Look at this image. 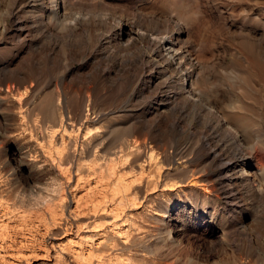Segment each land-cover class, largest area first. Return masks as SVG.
<instances>
[{"label": "rangeland", "instance_id": "374dc122", "mask_svg": "<svg viewBox=\"0 0 264 264\" xmlns=\"http://www.w3.org/2000/svg\"><path fill=\"white\" fill-rule=\"evenodd\" d=\"M50 1L0 0V264H260L264 187L223 168L250 149L240 170L264 168V0H67L72 30ZM125 20L181 27L208 109H181L149 36H119ZM53 90L61 116L37 108ZM240 103L258 124L232 116ZM128 139L146 146L138 160Z\"/></svg>", "mask_w": 264, "mask_h": 264}, {"label": "bare ground", "instance_id": "6f19581e", "mask_svg": "<svg viewBox=\"0 0 264 264\" xmlns=\"http://www.w3.org/2000/svg\"><path fill=\"white\" fill-rule=\"evenodd\" d=\"M66 1L67 0H59V2L56 0L50 1L53 5L55 4V8L51 9V11H52L51 17L55 21H57L58 18L63 19L64 20L63 21V27L72 30V29H75L81 25L83 18L78 12H77L78 14H73L70 11L66 10ZM58 3L62 4L63 11H61V12L58 10V6H57ZM13 24H14V22H13ZM146 31H148L149 33ZM146 31H141L136 23L132 24L131 22L125 20V21H122L119 36L126 38L127 41L128 40H136L137 38H140V36H143V37L149 36V43H147V47H146L147 51L149 52V54H148L149 62H151L154 67L160 68L159 69L160 73H162L164 75L167 74V78L164 77L165 78L164 81H168V84H169L170 88L173 90V93L175 96H181L183 98V104L181 106L182 107L181 109L184 108V110L185 109L190 110V112H192V116L196 112L208 109L204 105V103H208V101L206 100L207 99L206 96H208V95L205 93L206 91L205 92L203 91L204 88L202 89V85L206 82L207 79L201 74V68L202 67L196 61H194V59L190 56L188 50L184 46L179 44V35L182 31L181 27H176V28L174 27L171 30H163V31H157V30H154V31L153 30H146ZM185 31H186V29H185ZM147 33H148V35H147ZM121 42H122V40H121ZM254 45H255V43H254ZM253 48L255 49L254 50L255 58L258 60H263L264 59V57H263L264 52L261 49V47L258 46V47H253ZM147 72H149V71H147ZM240 75H242L243 79L247 81L248 77H247V75H245V73L243 74V72H242V73H240ZM162 76L163 75H161V77ZM6 92H8L10 95L11 94L21 95L22 93H24L16 85L8 86L6 89ZM58 96H59V94L56 93L55 90H53L51 95H49L43 101L38 103L37 108L39 110H41L42 112H44L45 114H48V115L50 114L51 117L61 116L63 114L64 110L62 109V107L58 103H56L54 101V98L58 97ZM155 96H156V94H155ZM230 98H231V96H230ZM230 98L228 100H230ZM215 100L220 103V102H222V100H225V96H222V100H220V98H218V97ZM228 100H226V101L228 102ZM235 100H237L239 102H243V100H241L238 97H236ZM59 102H60V100H59ZM164 103H166V102H164ZM160 104H161V102H160ZM240 104L241 105H239V107L237 109L241 112V114H240V112L236 113V110L234 111V109L230 108V109H232L231 112L234 111L232 116L236 115L237 118L239 117L238 119H240V121L246 126H250V125L253 126L255 124H258L259 122L256 123L257 118L255 117V114L250 109V107L245 106L244 103H240ZM216 107H214V108L216 109ZM223 108H224L223 109V111H224L226 109V107H223ZM243 111H246V115H244ZM78 112H79L78 113L79 120H81V117L84 114V110L81 108V109H79ZM229 113H230V110H229ZM238 114H240V115H238ZM221 125H223V122L221 123ZM225 125L226 126H224L220 131V135L223 136L222 139H225V140L233 139L234 141H237L239 136H240L239 135L240 130L238 128L232 127L229 124H225ZM52 133L50 134L51 136H52ZM256 139L258 142H261L262 144H264V139H260V138H256ZM125 145H126V147H129L130 145H132L133 146L132 148L135 149L134 152L132 153L134 156L133 157L134 161L138 160L139 157L141 156L142 152L144 150H146V146L138 140H133V143H131V142H129V139H128V141H126ZM221 145H215V144L212 145V147L210 148V151L214 152V155H215L217 153L216 149H219V150L222 149V148H220ZM245 155H247L248 160H254L256 162V155H255L254 151H252L250 149L249 151L241 153L239 156L235 157L236 159H234L232 162L229 163V161H226V165L223 168V171L235 172L236 174L233 177L235 179L239 180V182L243 185V187L246 188V191H251V192L253 191L254 192L257 190L260 192L261 189L264 187V168L258 166L256 163H254L253 167L245 169L243 171L240 170V167L243 164L247 163L246 162L247 160L244 159ZM151 157H153V156H151ZM251 163H253V162H251ZM260 264H264V255H262V257H261Z\"/></svg>", "mask_w": 264, "mask_h": 264}, {"label": "clouds", "instance_id": "9594fccd", "mask_svg": "<svg viewBox=\"0 0 264 264\" xmlns=\"http://www.w3.org/2000/svg\"><path fill=\"white\" fill-rule=\"evenodd\" d=\"M253 144L256 145L257 147L260 146L259 143H258V141H253Z\"/></svg>", "mask_w": 264, "mask_h": 264}]
</instances>
